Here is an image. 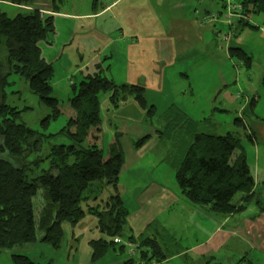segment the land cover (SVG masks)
Wrapping results in <instances>:
<instances>
[{
    "label": "rangeland",
    "instance_id": "374dc122",
    "mask_svg": "<svg viewBox=\"0 0 264 264\" xmlns=\"http://www.w3.org/2000/svg\"><path fill=\"white\" fill-rule=\"evenodd\" d=\"M101 1L111 0L91 4L100 7ZM241 2L120 0L96 19L55 16L54 30L38 46L40 56L53 68L50 93L58 101L59 114L51 116V109L29 90L22 75L10 72L2 89L3 101L20 111L19 119L28 128L49 135L59 132L73 115L74 88L97 66L116 85L143 87L145 107L132 96L123 99L121 92L117 105L115 101L112 105L109 94L101 93L100 120L91 128L88 142H96L106 153L119 134L123 162L117 191L129 214L143 215L134 224L149 219L147 230L139 235L156 238L169 255L163 264L169 259L172 264H239L243 251L248 252V263L264 264V215L253 220L264 211L259 213L251 202L237 215L214 214L188 202L175 180V170L201 132L232 133L251 173L258 175L255 180L264 176V12L245 13ZM23 10L0 2V13L10 17ZM0 50L3 58L5 48ZM242 51L251 55L249 66L240 57ZM249 130L256 134L254 146L246 138ZM68 142L67 136H61L52 143ZM48 148L42 138L39 150L29 157H46ZM113 191L110 185L103 189L104 195ZM163 192L167 199L159 202L157 195ZM39 197L35 206L41 209ZM157 202L160 206H153ZM85 216L83 227L88 230L92 221ZM63 232L58 247L35 241L0 250V264H13L11 252L27 253L38 264H77L66 255L68 243L74 242L67 239V222ZM97 234L101 236L99 229ZM116 238L117 245L137 249V242ZM115 251L90 263L115 264ZM130 254L137 258V251H125L121 257Z\"/></svg>",
    "mask_w": 264,
    "mask_h": 264
},
{
    "label": "trees",
    "instance_id": "16d2710c",
    "mask_svg": "<svg viewBox=\"0 0 264 264\" xmlns=\"http://www.w3.org/2000/svg\"><path fill=\"white\" fill-rule=\"evenodd\" d=\"M6 1L28 7L33 3V0ZM57 1L53 0L54 11L59 6ZM241 3L245 13L264 12V0H242ZM53 30V14H42L33 8L11 17L0 13V49L3 47L6 51L0 57V250L35 241L58 247L64 234L62 224L67 222L73 226L90 214L97 218L101 233L89 241L90 262L96 263L110 250H116L115 264H163L169 255L156 238L145 233L134 237L128 224L129 212L117 191L123 162L119 134L115 133L116 139L109 143L106 153L96 142H88L91 128L100 120V94L108 93L114 105L121 92L123 99L132 96L139 106L145 107L143 87L129 83L116 85L97 66V71L88 74L74 88L70 98L73 115L59 132L49 135L28 128L19 119L20 111L3 101L6 76L12 72L25 78L29 90L51 109L52 117L59 114L58 101L50 93L53 68L40 56L38 46L46 33ZM240 57L247 66L251 64V55L242 51ZM253 105L252 100L250 106ZM46 122L44 118L43 123ZM61 136H67L69 142L52 143ZM255 137L253 130L246 134L252 145L256 144ZM42 138L49 146L44 153L46 157L36 155L37 158L31 159L29 156L39 150ZM255 179L245 152L238 147L232 133L196 135L175 170V180L183 197L218 215L238 214L251 202L259 213L263 212L264 176L259 181ZM108 185L114 191L104 195L103 189ZM36 196L42 199L41 209L35 206ZM116 237L137 242V249L117 245ZM125 251H137V258L131 254L121 257ZM10 258L13 264H38L20 252H11ZM238 263L253 264L248 263L245 255ZM166 264H172L170 259Z\"/></svg>",
    "mask_w": 264,
    "mask_h": 264
},
{
    "label": "crops",
    "instance_id": "0c3cea01",
    "mask_svg": "<svg viewBox=\"0 0 264 264\" xmlns=\"http://www.w3.org/2000/svg\"><path fill=\"white\" fill-rule=\"evenodd\" d=\"M119 1L120 0H111L109 3H106V4H105V2L101 1L100 7H98V6L93 7L91 4L92 0H58L57 1L58 5H59L58 9H57V11H54L55 9L53 8L54 7L53 0H33L32 5L30 7H28V6H26V7L37 9L42 14H53V18L55 16H59V17H65L67 19L81 21L84 19L91 20V19H96V18L101 17L103 15V13L105 12V10L109 6H111L114 3H118ZM0 2L9 4V5H14L15 7L23 8L24 10L26 9L25 5H16V4H13V3L8 2L6 0H0ZM255 178L258 179L257 174L255 175ZM159 197H160L159 202H162V201L167 199V194H165L163 192L162 194L157 195V199ZM153 206H160V205L157 202V203L153 204ZM152 210L156 211L154 209H152ZM144 215H146V212L144 213ZM263 215L264 214L262 213L253 220L258 219V217H262ZM86 216H89V218H91L90 221H92V226L88 230H86V228L83 227V224L87 221V220H83L84 218L80 219L73 226L67 223V227H68L67 239L74 240V242H73V245L68 243V250H67L66 255H67L68 259H71L72 262L74 261L73 263H77V264H91L89 257L87 255V253H89V254L91 253L89 241L91 239H95V236L97 238L99 237L98 234L94 235L98 231L97 222H95L96 221L95 217L93 215H90V214H88ZM140 217H143V215L139 216V217L137 215H133V214L128 215V224L131 227L134 235L137 233L139 234L140 232L146 231L148 228V224H149L148 220L149 219L145 220V218H143L139 224H137V225L134 224V221ZM239 221H240V219H239ZM245 225L249 226V224H245ZM62 226H63V231H64V223L62 224ZM250 228L251 227H249V229ZM136 231H138V232L135 233ZM24 254H27V253H24ZM244 255L246 258H249L247 251H243L242 256H244ZM48 261L50 262L51 260H48ZM253 264H255V263H253Z\"/></svg>",
    "mask_w": 264,
    "mask_h": 264
},
{
    "label": "built area",
    "instance_id": "2783aa9c",
    "mask_svg": "<svg viewBox=\"0 0 264 264\" xmlns=\"http://www.w3.org/2000/svg\"><path fill=\"white\" fill-rule=\"evenodd\" d=\"M114 241H117V238H114Z\"/></svg>",
    "mask_w": 264,
    "mask_h": 264
}]
</instances>
